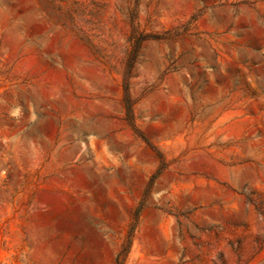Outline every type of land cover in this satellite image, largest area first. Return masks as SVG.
Wrapping results in <instances>:
<instances>
[{
    "label": "rangeland",
    "instance_id": "obj_1",
    "mask_svg": "<svg viewBox=\"0 0 264 264\" xmlns=\"http://www.w3.org/2000/svg\"><path fill=\"white\" fill-rule=\"evenodd\" d=\"M0 264H264V0H0Z\"/></svg>",
    "mask_w": 264,
    "mask_h": 264
}]
</instances>
